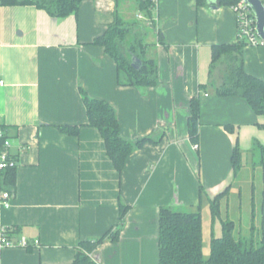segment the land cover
<instances>
[{
  "label": "crops",
  "instance_id": "crops-1",
  "mask_svg": "<svg viewBox=\"0 0 264 264\" xmlns=\"http://www.w3.org/2000/svg\"><path fill=\"white\" fill-rule=\"evenodd\" d=\"M135 9L139 19L137 0L119 6L86 0L76 14L55 18L35 6H0V129L17 163L14 191L2 190L0 171V196L11 195L10 208L0 209V235L6 227L16 231L9 235L13 241L40 242L29 248L0 244V264H71L82 243L116 231V241L108 236L91 254L97 262L158 264L162 207L200 208L204 231L203 213L211 215V201L237 179V143L242 169L260 164L255 142L264 145V116L239 97L216 94L224 66L210 72L212 47L237 43L233 10L156 0L153 23L139 21L154 28L153 41L135 35L157 64L158 83L120 86L116 62L94 41L117 18L137 30L138 22L129 20ZM243 60L245 72L264 81V46H245ZM81 89L115 108L123 138L153 136L159 143L136 150L119 173L89 125ZM193 98L200 101L198 149L189 135ZM62 126L78 127L79 134L64 133ZM123 207L128 213L121 224Z\"/></svg>",
  "mask_w": 264,
  "mask_h": 264
},
{
  "label": "trees",
  "instance_id": "trees-1",
  "mask_svg": "<svg viewBox=\"0 0 264 264\" xmlns=\"http://www.w3.org/2000/svg\"><path fill=\"white\" fill-rule=\"evenodd\" d=\"M86 0H0V6H35L46 11L55 18H64L76 14L80 5ZM122 0H115L119 6ZM242 0H197L198 7H232ZM139 11L148 19H152V10L156 0H137ZM121 18L108 27V30L94 41L114 59L118 70V84L127 87H152L158 83V67L153 59L146 56V45L140 35H134ZM246 45L237 41L236 44L214 45L212 47L211 74L218 65L224 66L223 82L215 91L222 97L235 96L246 101L252 111L258 116H264V81L245 72L243 48ZM132 56L142 61V67L136 70L132 67ZM204 89V88H203ZM85 103L89 125L96 128L105 141L106 150L116 170L121 173L130 156L148 143H159L161 138L147 136L135 141L123 138L117 111L104 100L93 99L81 89ZM200 101L193 98L189 107V135L194 145L199 146ZM264 129V125L260 126ZM61 131L70 135H78L79 128L71 126L60 127ZM233 132V127H227ZM255 148L260 155V166L263 171V200L260 243L258 247H249L248 243L235 236V223L222 220L220 236H212L210 255L205 257L203 248V218L199 208L195 212H180L171 207H162L159 212V262L158 264H264V145L255 142ZM242 150L239 143L232 154V164L235 173L244 166ZM1 187L5 191L16 189V167L1 171ZM230 190L211 201V216L215 222L221 217V201L228 198ZM128 213V208L121 209V224ZM16 233L15 230L10 234ZM116 241L119 231L109 232L96 242L81 244L75 260L71 264H100L91 255L99 244L108 236Z\"/></svg>",
  "mask_w": 264,
  "mask_h": 264
},
{
  "label": "rangeland",
  "instance_id": "rangeland-1",
  "mask_svg": "<svg viewBox=\"0 0 264 264\" xmlns=\"http://www.w3.org/2000/svg\"><path fill=\"white\" fill-rule=\"evenodd\" d=\"M137 11L131 13L129 20L138 22L139 26L137 30H133L135 35L138 31L141 33V37L145 43H151L155 36V30L153 27H143L139 21L145 25L153 23L143 13L137 19ZM249 161L253 158V151L250 152ZM256 161L260 162L259 152L256 151ZM262 200H263V171L260 164L254 165L251 161L249 166L245 169H241L238 172L237 179L230 190L228 198L222 203L221 217L212 222L211 215L209 213H203L204 215V231L203 252L205 257L210 255V243L214 232L215 236H220L222 220L233 221L235 223V236L246 241L250 246L258 247L260 243V230L262 221Z\"/></svg>",
  "mask_w": 264,
  "mask_h": 264
},
{
  "label": "built area",
  "instance_id": "built-area-1",
  "mask_svg": "<svg viewBox=\"0 0 264 264\" xmlns=\"http://www.w3.org/2000/svg\"><path fill=\"white\" fill-rule=\"evenodd\" d=\"M264 5V0H260ZM236 15L237 19V41L243 42L246 46H264V39H262L257 32V19L251 7L242 0L237 5L230 7ZM4 82H0L3 85ZM11 142L8 140L2 129H0V171L8 168L16 167V161L9 154ZM198 149V145H194ZM11 195L9 192H3L0 196V209L10 208L9 199ZM10 229L3 227L1 229L0 244L5 248H29L31 246L40 247V242L35 240L30 242L27 238L22 237L18 241H13L9 238Z\"/></svg>",
  "mask_w": 264,
  "mask_h": 264
},
{
  "label": "water",
  "instance_id": "water-1",
  "mask_svg": "<svg viewBox=\"0 0 264 264\" xmlns=\"http://www.w3.org/2000/svg\"><path fill=\"white\" fill-rule=\"evenodd\" d=\"M252 9L257 19V32L264 39V5L260 0H244ZM217 8V7H215ZM132 67L136 70L141 69L142 61L137 56H132Z\"/></svg>",
  "mask_w": 264,
  "mask_h": 264
}]
</instances>
